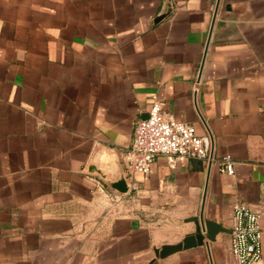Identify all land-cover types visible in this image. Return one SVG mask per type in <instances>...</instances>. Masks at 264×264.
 I'll return each mask as SVG.
<instances>
[{"label": "crops", "instance_id": "1", "mask_svg": "<svg viewBox=\"0 0 264 264\" xmlns=\"http://www.w3.org/2000/svg\"><path fill=\"white\" fill-rule=\"evenodd\" d=\"M156 99L211 137V164L128 167ZM102 190L166 220L96 218ZM204 192L229 232L156 257L194 233ZM237 200L261 211L264 264V0H0V264H231Z\"/></svg>", "mask_w": 264, "mask_h": 264}, {"label": "built area", "instance_id": "2", "mask_svg": "<svg viewBox=\"0 0 264 264\" xmlns=\"http://www.w3.org/2000/svg\"><path fill=\"white\" fill-rule=\"evenodd\" d=\"M158 157H163L170 168L189 158L213 161V142L209 135H198L195 127L176 120L165 108L163 101L156 99L145 119L134 123L133 136L124 151L128 167L148 176ZM218 171L232 175L234 161L229 156L218 161ZM110 198V195L101 191ZM263 229L261 211L242 201L232 204L229 254L231 264H257L262 259Z\"/></svg>", "mask_w": 264, "mask_h": 264}, {"label": "rangeland", "instance_id": "3", "mask_svg": "<svg viewBox=\"0 0 264 264\" xmlns=\"http://www.w3.org/2000/svg\"><path fill=\"white\" fill-rule=\"evenodd\" d=\"M140 195V196H139ZM148 198H143L142 194L129 193L125 197L110 198L102 192L94 194L93 214L105 216L108 222L121 217H132L138 215L143 220L155 225L165 222V213L161 205L150 204Z\"/></svg>", "mask_w": 264, "mask_h": 264}, {"label": "water", "instance_id": "4", "mask_svg": "<svg viewBox=\"0 0 264 264\" xmlns=\"http://www.w3.org/2000/svg\"><path fill=\"white\" fill-rule=\"evenodd\" d=\"M162 17H164V15H159L158 19ZM204 199H205V192L203 193L201 208L198 216H194L186 219V221H192L194 223L195 225L194 233L184 236L183 239L178 243L163 244L159 248H155L154 253L156 257L164 258L180 250L195 246L205 245L209 249V241L214 240L215 235L217 233L229 232L227 228L222 227L218 223L204 219L203 217Z\"/></svg>", "mask_w": 264, "mask_h": 264}]
</instances>
